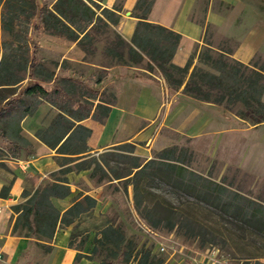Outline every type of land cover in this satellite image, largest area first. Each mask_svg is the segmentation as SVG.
<instances>
[{
  "label": "rangeland",
  "instance_id": "374dc122",
  "mask_svg": "<svg viewBox=\"0 0 264 264\" xmlns=\"http://www.w3.org/2000/svg\"><path fill=\"white\" fill-rule=\"evenodd\" d=\"M55 1L37 0L38 8L47 4L52 7ZM5 10L6 0H0V62L5 44L14 39L3 27ZM29 37L31 50L37 51L36 56L41 63L42 72L36 78L46 79L53 71L58 78L80 77L84 81L88 79L87 86L92 90L99 88L100 93L105 92L109 96L118 91L122 78L139 74L147 77L145 73L133 72L124 65L112 66V58L103 54L108 44L106 39L97 44L98 50L87 61L85 54L82 59L75 61L71 57H76L72 53L77 48L68 49L72 43L65 38L46 34L37 28L31 30ZM215 44L229 49L223 42ZM196 51L194 58L197 60H193V67L198 65L210 69L199 59L203 47ZM11 57L8 70L23 80L18 85H9L7 83H10L11 77L7 73L0 78V84H3L0 85V107L5 103L3 99L7 94H17L19 85L26 86L30 81L28 69L32 55L17 50ZM65 59L69 60L70 66L61 69ZM254 62L264 69L263 57L258 56ZM106 69L108 76L100 88L93 81L104 75ZM150 73L162 81L153 78L157 83L165 82L168 85L157 69ZM43 85L49 91L55 86L52 82ZM164 95V111L146 134L147 138L124 141L109 149L91 152L100 164L95 178L91 177L93 167L81 171V176L76 175L77 172L68 175L71 188L77 190L79 196L85 194L97 200L96 206L74 223L73 247L90 264H193L199 258L202 264H206L209 262L207 250L213 252V249L218 251L216 258L212 257L214 261L218 260L216 264H264V240L257 239L254 242L252 236L244 231V223L229 215L197 209V213H190L196 219L194 222L184 220L180 222L181 225L171 229L168 225L174 219L172 214L164 215L160 211L150 210L144 213L136 208L134 187L127 174L136 172L134 167L138 163L144 165L152 159L167 162L161 158L167 148H177L175 157L180 161H170L173 164L184 166L264 205V122L254 123L236 116L237 109L242 108L239 105L230 110L223 105L201 102L183 94L182 88L179 92L169 89L168 94ZM24 99L35 115L21 119L26 107L22 104L8 112L7 116H0V125L8 134L12 128L28 129L34 126L36 118L49 111L45 123L40 127L48 126L57 114V109L44 99L40 102L34 97ZM24 134L31 136L26 131ZM9 149L10 143L0 137V182L5 187H10L20 174V171L12 169L15 165L9 163L19 159L10 157ZM47 181L49 176L40 185ZM154 181L150 191L157 196L153 195V200L169 199L177 206H182L190 198L168 181L160 178ZM29 188L30 185L23 194L25 191L31 192ZM12 215L11 228L16 218L13 210ZM112 227L123 235L124 241L120 245L115 237L104 236V231ZM161 247H165V250H160ZM22 257V264H44L47 254L42 247L31 242Z\"/></svg>",
  "mask_w": 264,
  "mask_h": 264
},
{
  "label": "trees",
  "instance_id": "16d2710c",
  "mask_svg": "<svg viewBox=\"0 0 264 264\" xmlns=\"http://www.w3.org/2000/svg\"><path fill=\"white\" fill-rule=\"evenodd\" d=\"M103 1L56 0L52 7L47 4L38 8L37 0H6L3 27L14 39L3 48L0 78L7 73L11 77L10 83H7L9 85H18L23 80L7 68L14 51L31 54L32 60L28 69L30 81L26 86L19 85L20 91L17 94H7L4 97L5 103L0 107V116H7L8 112L22 104L26 107L21 119L35 115L24 97H34L38 102L44 99L57 109L51 123L39 127L36 138L56 151L59 169L52 172L49 181L34 192L25 191V202L12 206L13 214L16 215L12 233L36 239V245L42 247L46 254L52 250L48 243L53 240L59 226L68 227L96 206L95 198L84 195L79 200L81 195H78L74 204L63 214L54 205L52 198L64 199L71 194L68 175L72 172L81 173L93 167L91 177L95 178L100 164L87 145L92 131L81 122L92 113L94 101L114 104L117 97L115 93L109 96L105 92L100 93L99 88L92 90L87 86L88 79L84 81L74 76L58 78L55 71L46 79L36 78L42 71L37 51L31 50V30L42 29L46 34L76 43L85 53V61L96 53L97 44L106 39L108 44L103 54L112 58V66L141 67L150 72L157 69L168 82L169 89L174 92H179L182 88V93L191 98L223 105L230 110L239 105L242 108L237 109L236 116L254 123L264 122V69L257 63L253 61L246 65L234 59L231 52H219L206 45L203 46L199 59L210 69L206 70L198 65L193 67L195 53L184 67L176 66L172 60L181 36L163 25L147 22L152 0H139L135 6V10L139 11V20L131 42L124 39L117 30L121 8L103 7ZM69 66V60L65 59L61 69ZM104 71V75L93 81L100 88L108 76L107 69ZM50 82L55 86L49 91L43 83ZM22 130L20 127L12 128L8 134L0 125V137L10 143V157L20 158L23 151L28 155L33 153L30 149L33 144L22 135ZM176 150L177 148H167L163 151L161 158L167 162L152 159L144 165L138 163L134 167L137 171L127 174L134 187L136 208L144 213L150 210L160 211L164 215L172 214L174 219L168 225L171 229L181 225L180 222L184 220L194 222L196 219L190 213H197V209L219 211L244 223V231L252 236L254 242L257 239L264 240V205L184 166L173 164L170 161H180L175 157ZM156 178L168 181L190 198L182 206H177L169 199L153 200L151 197L157 195L152 194L150 188ZM10 188L11 186L5 187L0 193L1 197L7 198ZM104 236L115 237L118 245L124 241L123 235L114 227L106 229ZM72 238L73 234L70 238L71 247Z\"/></svg>",
  "mask_w": 264,
  "mask_h": 264
},
{
  "label": "crops",
  "instance_id": "0c3cea01",
  "mask_svg": "<svg viewBox=\"0 0 264 264\" xmlns=\"http://www.w3.org/2000/svg\"><path fill=\"white\" fill-rule=\"evenodd\" d=\"M138 1L104 0L101 3L109 9L115 6L121 8L117 30L129 42L132 41L139 20V11L135 10ZM152 1L147 22L163 25L181 36L172 60L174 65L184 67L196 50L206 45L219 52L227 50L234 59L246 65L258 56L264 58V0ZM220 42L229 49L215 44ZM73 48H77L72 53L76 57L71 59H82L85 53L76 43H72L68 49ZM130 69L133 72H143L147 77L139 74L122 78L115 93L116 102L107 104L100 100L94 101L92 113L81 122L92 131L87 139L91 152L109 149L124 141L147 138L146 134L164 111V93L168 94V85L165 82L157 83L154 79L161 81L160 78L144 69ZM47 114H40L34 126L22 130V135L33 144V153L28 155L23 151L18 160L9 161L15 165L12 169L20 171V174L10 184L7 198L0 195V264H22V256L31 246V242H38L34 238L12 234L10 222L13 216L11 208L23 203L25 198L22 194L25 188L30 185L29 190L34 192L52 172L59 169L56 151L36 138V132L45 123ZM25 131L31 136L24 134ZM76 175L81 176L79 173ZM4 188V184L0 182V193ZM78 195L77 190L71 188V194L67 198L52 199L57 209L64 214ZM73 225L74 223L68 227L59 226L53 240L48 243L52 250L47 253L44 264H90L84 255L70 246Z\"/></svg>",
  "mask_w": 264,
  "mask_h": 264
},
{
  "label": "built area",
  "instance_id": "2783aa9c",
  "mask_svg": "<svg viewBox=\"0 0 264 264\" xmlns=\"http://www.w3.org/2000/svg\"><path fill=\"white\" fill-rule=\"evenodd\" d=\"M160 250L164 251L165 250V247H161ZM210 252H212V251L207 250L206 256H209V262L206 263V264H216V263H218V260H215L214 261V259L216 258V255H217L218 251H216L215 249H213V252H212L211 255H210ZM213 254H214V256H213ZM212 257H214V259H212ZM193 264H202V262H201V260L199 258V259L195 260V262H193Z\"/></svg>",
  "mask_w": 264,
  "mask_h": 264
}]
</instances>
